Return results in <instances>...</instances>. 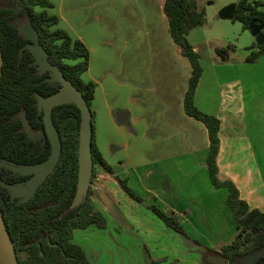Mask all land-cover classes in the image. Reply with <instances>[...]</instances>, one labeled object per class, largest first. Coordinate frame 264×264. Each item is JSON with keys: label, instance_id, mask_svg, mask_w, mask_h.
<instances>
[{"label": "crops", "instance_id": "crops-1", "mask_svg": "<svg viewBox=\"0 0 264 264\" xmlns=\"http://www.w3.org/2000/svg\"><path fill=\"white\" fill-rule=\"evenodd\" d=\"M93 1L55 0L50 13L59 18L57 29L81 41L89 52L83 79L96 84L91 106L95 149L147 205L175 213L185 233L202 247L167 227L99 165L90 189L92 204L106 218L107 227L76 229L72 242L90 264H204L203 249L219 251L234 239L237 227L226 203L227 190L216 189L209 179L207 130L184 112L191 66L169 35L163 0H100L99 11ZM236 4L221 11V17L231 21ZM107 5L118 6L123 32L109 25ZM96 19L105 23L98 25ZM196 29L187 37L203 69L194 104L220 121L219 179L233 182L250 209L264 212V105L261 113H252L256 100L264 99V94L254 96V71L264 66V57L247 63L256 50L250 49L255 43L249 41L240 53L215 47L216 58L209 54L206 60L202 47L207 43L194 34ZM117 38L123 62L116 63L119 70L114 73L102 62L107 72L98 77L92 72V55L102 52L104 39ZM113 98L123 99V108L111 107ZM76 236H86L87 241Z\"/></svg>", "mask_w": 264, "mask_h": 264}, {"label": "trees", "instance_id": "trees-1", "mask_svg": "<svg viewBox=\"0 0 264 264\" xmlns=\"http://www.w3.org/2000/svg\"><path fill=\"white\" fill-rule=\"evenodd\" d=\"M54 1L0 0V48L3 57L0 83V164L4 160L22 165L39 164L51 152L49 141L30 139L20 120V115L24 114L31 129L43 132L37 95L45 98L60 88V84L47 81L51 78L50 73L39 74L32 54L26 49L32 42L20 33L25 24L37 34L39 45L46 51L47 62L61 70L63 77L82 93L91 110L96 84L83 79L89 66V52L81 41L57 29L59 18L50 13ZM162 11L178 54L186 58L191 66L183 99L184 112L207 130L209 145L206 168L209 179L216 189L227 190L226 203L233 210V221L237 227L234 239L222 245L219 251L203 249L202 261L209 264L207 257L220 256L227 259L225 264H247L248 258L255 257L254 264H264V212L250 209L240 198L233 182L219 179L217 156L220 148V121L201 112L194 104L195 91L203 69L201 57L193 50L187 37L191 31L205 25V11L199 8V0H163ZM231 21L239 22L244 30H249L252 23L264 26V0H238ZM250 49L256 50L249 54L247 63H255L264 57V45L255 44ZM91 113L93 130L94 115ZM52 120L61 140V156L56 168L33 198L25 203L17 200L12 202L11 193L0 185V211L19 258L22 254L23 260L20 258L19 264H90L81 247L72 242L73 231L90 226L105 229L107 220L90 202V190L81 205L70 208L77 183L80 113L74 104L59 106L53 109ZM92 157V179L95 166L99 165L125 193L151 211L167 227L185 240L202 247L185 233L175 213L147 205L128 188L125 180L114 175L111 167L95 149L94 131ZM24 179L20 175L11 176L8 169L0 167V181L15 185ZM54 244L58 246H50ZM257 254H261L260 258H256Z\"/></svg>", "mask_w": 264, "mask_h": 264}, {"label": "water", "instance_id": "water-1", "mask_svg": "<svg viewBox=\"0 0 264 264\" xmlns=\"http://www.w3.org/2000/svg\"><path fill=\"white\" fill-rule=\"evenodd\" d=\"M21 29L20 33L25 39L32 42L27 45L26 49L32 54L34 64L38 67L39 74L46 72L52 73V78L48 79L49 83L60 84V88L54 94L48 97L37 95L38 113L42 115L44 125L43 132L40 136L45 137L49 141L51 152L48 158L34 165H18L12 162L4 161L0 167L9 169L13 174L21 176H32L26 185L17 184L10 185L0 181V185L11 193L13 198H22V202L31 199L39 187L46 181L48 176L56 168L61 156V140L59 133L52 120V111L55 107L74 104L80 113V122L78 130V149H77V183L73 201L70 208H76L83 203L88 195L89 188L92 185L93 175V157H92V113L87 105L83 95L76 87L67 81L58 67L52 66L47 62V54L37 41V34L31 30ZM264 26L252 23L249 26V32L256 39V45H264V35L262 34ZM3 57L0 48V83L2 77ZM23 130L31 139L33 133L24 114L20 115ZM209 264H225L227 259L220 256L207 257ZM0 264H19L14 244L6 229L1 211H0Z\"/></svg>", "mask_w": 264, "mask_h": 264}, {"label": "rangeland", "instance_id": "rangeland-1", "mask_svg": "<svg viewBox=\"0 0 264 264\" xmlns=\"http://www.w3.org/2000/svg\"><path fill=\"white\" fill-rule=\"evenodd\" d=\"M107 1V0H106ZM113 1V0H112ZM93 2H96V5H92L94 8L100 10L99 3L100 0H94ZM238 2V0H199V8L203 9L205 11V17H206V23L203 27L197 28L196 31H194V34L198 33V39L206 41L207 44H205L204 47H202V53L204 59L208 60L209 54L211 57L217 56L216 53V48L218 47L222 51H226L230 53L231 51L238 49V53L244 52V49H248L247 47L250 45L249 41H252L256 44V39L253 38L249 32V30H244L242 25L239 22H232L227 19H223L221 17V11H223L225 8L234 5ZM109 7H106V13L111 14L112 18L109 21V25L111 26L112 29H120L119 32H123V21L118 22L117 18V7H113L110 9V5H107ZM96 22L98 25L101 23L104 24V21L96 19ZM21 29L29 30L28 29V24H25L24 26L21 27ZM20 29V30H21ZM123 35L120 36L122 39ZM119 38L115 42H112V39L107 40L104 39V41H107L105 43V47L102 48V52H95L92 55V59L94 62V67L92 69V72H94L98 77H105V72H107V69L103 68V65H110L112 69L110 71L114 73L115 71L119 70L118 65L116 64L117 62H123V46L121 47V44H117ZM117 42V43H116ZM205 43V42H204ZM110 48L111 52L106 53V50ZM121 49V53L119 52ZM119 50V51H118ZM208 52V53H207ZM236 59L237 57L234 56ZM219 59V58H218ZM220 60V59H219ZM102 62L103 65H102ZM98 66H101L97 68ZM109 73V72H108ZM255 78L257 80V83L255 85V90H254V96L262 95L264 94V66H258L255 68ZM100 78V79H102ZM118 95L120 96V93L118 92ZM114 96H117L114 95ZM121 96L123 97V91ZM118 97V96H117ZM114 99V98H113ZM119 100L114 99V100H109L108 103H110L111 107H117L120 106L123 108V99ZM103 103L101 102L100 99H97V104L101 105L103 107ZM96 104V105H97ZM256 107L252 108L253 114H257L260 111V108L263 107L264 105V99H257L255 104ZM92 106V102H91ZM251 110V108H250ZM262 115V114H261ZM259 116H257V119ZM262 118V116L260 117ZM33 139H36L38 133H33ZM40 136V135H39ZM42 139L39 137V140ZM259 151V150H257ZM96 173H100V167L96 166L95 167V175ZM94 205V204H93ZM107 227V226H106ZM77 237V236H76ZM87 237H77L80 241H87Z\"/></svg>", "mask_w": 264, "mask_h": 264}, {"label": "flooded vegetation", "instance_id": "flooded-vegetation-1", "mask_svg": "<svg viewBox=\"0 0 264 264\" xmlns=\"http://www.w3.org/2000/svg\"><path fill=\"white\" fill-rule=\"evenodd\" d=\"M38 68V67H37ZM38 72H39V70H38ZM46 73H50V77L52 78V73L51 72H46ZM45 74V73H44ZM43 75V74H42ZM31 131H32V133H38V135H37V137H36V139H33V137L31 138L32 140H34V141H42V140H47V139H45V137H42V139L41 140H39V137L41 138V136H39V133H41L42 131L41 130H33V129H31ZM33 136H34V134H33ZM4 161H6V160H4ZM8 162H10V161H8ZM5 162H3V163H1V164H4ZM12 163H14V162H12ZM15 164H17V163H15ZM18 165H22V164H18ZM2 168H4V167H2ZM5 169H7V168H5ZM9 170V169H8ZM10 171V170H9ZM11 172V171H10ZM8 177H10L9 175H7ZM11 176H17V174H13L12 172H11ZM21 176V175H20ZM22 177H25V179L24 180H20V181H17L16 182V184L15 185H17V184H22V185H26V183L29 181V179L32 177V176H22ZM3 182V181H2ZM92 182V181H91ZM10 185H12V184H10ZM91 188V187H90ZM89 188V190H90V195H89V200H90V202H91V189ZM89 192V191H88ZM36 194V193H35ZM12 197V196H11ZM33 198V197H32ZM14 200H17L19 203H25V202H22V198H13L12 197V202L14 201ZM30 200V199H29ZM28 200V201H29ZM27 202V201H26ZM92 203V202H91ZM50 246H52V247H54V246H58V245H56V244H54V245H50ZM38 247H40V244H38ZM41 254H42V252H40ZM16 255H17V253H16ZM22 254H20V258L22 259V256H21ZM260 256H261V254H257L256 255V258H260ZM17 258H18V262L20 263V258H19V256L17 255ZM23 260V259H22ZM247 262V264H254V262L256 261V259H255V257H252V258H248L247 260H246ZM23 262V261H22Z\"/></svg>", "mask_w": 264, "mask_h": 264}, {"label": "built area", "instance_id": "built-area-1", "mask_svg": "<svg viewBox=\"0 0 264 264\" xmlns=\"http://www.w3.org/2000/svg\"><path fill=\"white\" fill-rule=\"evenodd\" d=\"M91 187H92V185H91ZM94 201V198L91 196V202H93Z\"/></svg>", "mask_w": 264, "mask_h": 264}]
</instances>
